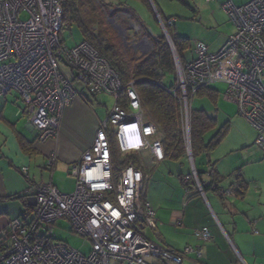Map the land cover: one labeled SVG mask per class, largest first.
I'll list each match as a JSON object with an SVG mask.
<instances>
[{
  "label": "built area",
  "instance_id": "2783aa9c",
  "mask_svg": "<svg viewBox=\"0 0 264 264\" xmlns=\"http://www.w3.org/2000/svg\"><path fill=\"white\" fill-rule=\"evenodd\" d=\"M223 10L235 32L216 53H211L206 44L196 43V57L180 64L174 92L180 91L185 128L189 130L196 92L218 82L226 83V98L238 105L239 114L259 133L257 144L264 147V0H252L241 7L227 2ZM174 22L169 20L167 25L173 26ZM162 25L165 29L163 22ZM73 29L64 25L61 0H0V96L12 91L21 96L41 142L58 135L65 108L80 96L75 84L91 97L105 94L115 99L107 122L72 166L74 192L64 194L52 183L41 185L35 192L32 214L10 223L12 242L0 250V263L183 264L190 255L202 258L204 250L200 246L175 251L145 237V230L156 229L157 222L154 208L141 198L143 172L131 163L118 179L114 178L108 128L114 130L122 154L151 150L162 161L163 145L154 139L156 126L145 121L134 83L124 87L110 62L89 42L67 46L63 35ZM62 67L74 77L69 78ZM137 127L141 130L139 139L134 137ZM57 159V154L52 153L49 167ZM22 173L27 175L28 169L23 168ZM193 175L199 182L196 173ZM190 180L189 176L185 178L186 183ZM198 186L203 191L200 183ZM236 190L235 185L221 193L227 197ZM62 219L68 220L73 232L92 245L88 256L52 235L57 221ZM195 235L203 243L212 238L206 227L197 229Z\"/></svg>",
  "mask_w": 264,
  "mask_h": 264
},
{
  "label": "crops",
  "instance_id": "0c3cea01",
  "mask_svg": "<svg viewBox=\"0 0 264 264\" xmlns=\"http://www.w3.org/2000/svg\"><path fill=\"white\" fill-rule=\"evenodd\" d=\"M183 1L177 2L191 11V16L186 19L190 21L191 32L196 37L190 35L186 28L179 27L175 16H166L158 0L156 3L162 17L175 20L171 26L174 34L190 40L191 47L183 55V61L190 62L196 57V43L202 42L211 53H216L235 32V26L223 10L224 5L232 2L241 7L252 0ZM131 11L146 30L139 14L133 8ZM215 85L211 86L218 97L212 103L217 109L222 94ZM79 92L80 96H76L62 114L58 135L46 142L39 140V132L32 126L26 105L21 104V96L18 93L0 96V250L10 246V223L22 217L26 210L31 212L34 206L30 199L35 197L41 185L52 183L60 192L71 193H67L63 177L75 179L71 176L72 166L92 145L100 126L107 122L115 99L105 94L91 97L80 88ZM224 97L227 99L225 93ZM108 98L113 101L110 109L107 107ZM103 107H106L104 113ZM192 109L205 110L217 120V127L208 133L207 141L224 124L229 123L230 129L217 148L197 158H193L191 148L189 152L187 135L186 155L179 160L165 156L164 160L158 161L151 150L138 153L144 176L142 201L150 203L156 210L157 227L149 229L157 236V240L153 241L175 251H183L187 246L203 248L202 258L190 255L183 264H220V256L236 259L239 264H264V147L257 144L259 133L254 143L255 135L251 140L240 136L224 144L235 116L226 110L221 111L222 114L218 110L213 112L205 104H198ZM145 121L148 122L146 118ZM154 139L163 142L158 132ZM52 153H56L58 159L53 167H49ZM25 167L28 176L21 174L20 170ZM214 169L225 178L219 183L221 188L227 190L235 186L231 175L238 173L247 183L245 192L236 191L234 195L222 198L212 189L200 191L199 182H195L198 189L194 184L185 182V178L193 172L197 177L200 173L205 185L210 184L209 173ZM44 172L49 175L48 178L44 177ZM202 227L208 228L212 234L208 243H203L195 235L196 229ZM147 231L145 235L150 239Z\"/></svg>",
  "mask_w": 264,
  "mask_h": 264
},
{
  "label": "trees",
  "instance_id": "16d2710c",
  "mask_svg": "<svg viewBox=\"0 0 264 264\" xmlns=\"http://www.w3.org/2000/svg\"><path fill=\"white\" fill-rule=\"evenodd\" d=\"M145 4L150 10V0H135ZM158 9L156 0H152ZM180 1L183 0H172ZM64 11L65 27L75 26L80 30L83 36V41L92 44L99 53L107 59L115 71L119 74L124 87L131 82L134 83L138 93L141 106L145 113V117L150 124L157 128L158 134L162 137V144L165 147V156L174 160H179L186 155V140H185V118L183 114V106L180 102V91L176 90V75L175 63L171 48L163 35L158 36L157 40H153V50L141 57L129 56L123 48V44L118 40V37L110 29L107 22L106 14L110 13L111 17L118 12H131L129 4L123 0H61ZM114 7L115 10H114ZM162 17V15H161ZM166 28L171 36L173 45L180 56L183 63V55L191 47L189 39L180 37L174 34L171 26L167 25V21L171 18L162 17ZM175 75L174 85L167 88L164 85V75L166 73ZM207 97L215 102L217 99V91L211 86L200 88L194 98ZM122 106L125 105L126 91L121 93ZM217 127V120L210 116L205 110L192 109L190 114V145L193 158L201 155H208L217 148L224 140L229 132V123L224 124L212 138L207 141V135ZM109 138L112 148V169L115 179H118L123 170L129 165L134 164L137 168L142 167L138 153L122 154L115 140L114 130L108 128ZM21 174L22 169L20 170ZM24 175V174H23ZM209 175L211 183L205 185L201 181L200 173L198 178L203 191L208 189L214 190L222 198V190L219 186L225 178L220 176L214 169ZM24 176H28L24 175ZM191 180L188 185L195 186L192 174L189 175ZM236 191L242 193L247 188V183L241 179L238 173L231 175ZM24 196H27L25 194ZM143 198V195H141ZM22 215L23 217L31 215L34 207Z\"/></svg>",
  "mask_w": 264,
  "mask_h": 264
},
{
  "label": "rangeland",
  "instance_id": "374dc122",
  "mask_svg": "<svg viewBox=\"0 0 264 264\" xmlns=\"http://www.w3.org/2000/svg\"><path fill=\"white\" fill-rule=\"evenodd\" d=\"M121 1V0H119ZM129 4L131 8H133L140 16L141 20L145 23L144 25L150 29V31L155 36L163 35L166 37L167 42L170 45L171 52L173 55L174 63H175V75L176 78H179V70H180V64H183L182 60L180 59V56L178 55L175 46L173 45L171 36L167 30V26L164 23L161 15L159 14V11L157 10L155 4L152 0H150V5L152 10H150L145 4L135 1V0H123ZM159 7L161 10L165 13L166 16H175L178 21V26L182 28H186V31L192 35L193 37H196V35L191 32L192 27L189 25L190 21L187 20V17L191 16V11L188 10L183 4L177 2V1H171V0H158ZM116 7H114L115 10ZM105 17L107 18V22L110 25V29L113 30L114 34L118 37V40L122 42L124 51L131 57H141L143 56V52H150L153 50V40L151 37L147 34L146 30L142 28V23H140V19L137 17L135 13L132 11L126 10V12H118L116 15L114 14L113 17H111L110 13L106 14ZM173 20V19H170ZM169 21V20H168ZM167 21V22H168ZM175 21V20H174ZM165 25V29L162 25ZM175 23V22H174ZM181 29V28H180ZM183 31V30H182ZM180 31L182 34H186L184 32ZM199 33V32H198ZM197 33V34H198ZM205 32H203L204 34ZM136 36V37H135ZM135 37V39H134ZM199 37V36H198ZM135 41V46L133 47L132 40ZM63 40L67 44L68 47H74L81 42H83V36L80 30L75 26L72 33L66 32L63 35ZM151 46V49H150ZM144 54V55H145ZM63 71L69 78H73L74 74L68 70L66 67H62ZM175 75L172 73H166L164 75V85L167 88H170L174 85ZM76 88H80L78 84H75ZM221 92L222 96L219 101L218 108L215 109V105L212 103V101L209 98H193L191 102V108L193 106H197L198 104H205L209 110H213V112H216L218 110V113L221 111H228L231 112L235 118L232 120V127L231 132L226 139L225 143L233 142L237 140L240 136L247 137L248 139H252L253 135H255V138L253 140V143L256 141L257 138V130L238 112V105L234 102H231L224 97V93L227 91V84L218 82L215 85ZM82 89V87L80 88ZM79 90V89H78ZM17 92L12 91V95H16ZM21 104L24 105L23 100L21 99ZM113 105V101L108 98L107 99V107L110 109ZM214 108V109H213ZM215 110V111H214ZM103 113L106 111V107L102 108ZM185 135L190 136V128L189 130H184ZM189 132V133H188ZM190 144V143H189ZM191 148V147H190ZM189 152H191L189 150ZM192 176L194 179V182H197L194 178L193 172ZM44 177L48 178L49 175L44 172ZM63 180L66 181V189L67 193H72L75 190V179L73 178H65L63 177ZM234 187V186H233ZM231 187V188H233ZM229 188V189H231ZM227 189V190H229ZM156 212V210H155ZM155 230V229H154ZM197 230V229H196ZM148 236L150 239L145 235V237L156 243L157 236L153 234L151 231H147ZM52 235L55 236V238L58 241L64 242L67 245H69L71 248L80 251L83 255L88 256L92 252V245L87 242L86 240L78 237L72 229V225L68 220L62 219L57 221L56 227L54 228ZM152 239V240H151ZM230 257L226 258L225 256H220L218 262L220 264H239L237 263L236 259L229 260ZM202 263H205L202 261ZM185 264H192L190 262H187ZM218 264V263H216Z\"/></svg>",
  "mask_w": 264,
  "mask_h": 264
},
{
  "label": "water",
  "instance_id": "95a60500",
  "mask_svg": "<svg viewBox=\"0 0 264 264\" xmlns=\"http://www.w3.org/2000/svg\"><path fill=\"white\" fill-rule=\"evenodd\" d=\"M146 32H147V34L151 37L152 40H157V39H158V36L153 35V33L150 31L149 28H146ZM150 49H151V46H150ZM145 53H146V52H143V55H144ZM233 185H235V184H233ZM30 202H31V205H32V206H34V207L36 206V198H35V197L31 198V199H30Z\"/></svg>",
  "mask_w": 264,
  "mask_h": 264
},
{
  "label": "clouds",
  "instance_id": "9594fccd",
  "mask_svg": "<svg viewBox=\"0 0 264 264\" xmlns=\"http://www.w3.org/2000/svg\"><path fill=\"white\" fill-rule=\"evenodd\" d=\"M134 137H136V138H141V130H140V128H136V131H135V133H134ZM197 175V174H196ZM199 180V179H198ZM199 183H200V181H199Z\"/></svg>",
  "mask_w": 264,
  "mask_h": 264
},
{
  "label": "flooded vegetation",
  "instance_id": "af4514ba",
  "mask_svg": "<svg viewBox=\"0 0 264 264\" xmlns=\"http://www.w3.org/2000/svg\"><path fill=\"white\" fill-rule=\"evenodd\" d=\"M136 37V36H135ZM135 37H134V39H135Z\"/></svg>",
  "mask_w": 264,
  "mask_h": 264
}]
</instances>
